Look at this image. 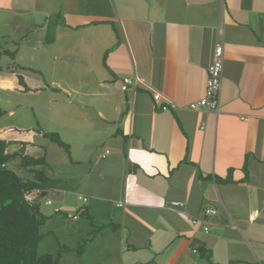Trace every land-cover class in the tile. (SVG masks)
I'll return each instance as SVG.
<instances>
[{
	"label": "crops",
	"instance_id": "crops-1",
	"mask_svg": "<svg viewBox=\"0 0 264 264\" xmlns=\"http://www.w3.org/2000/svg\"><path fill=\"white\" fill-rule=\"evenodd\" d=\"M0 13L13 62L28 52L40 71L44 59L59 74L76 69L104 134L101 160L87 144L77 146L84 159H69L89 163L77 188L59 184L43 199L51 243L40 254L57 264H264V0H0ZM217 43L219 110H192ZM134 75L135 90L123 91ZM155 91L178 106L159 110Z\"/></svg>",
	"mask_w": 264,
	"mask_h": 264
},
{
	"label": "rangeland",
	"instance_id": "rangeland-1",
	"mask_svg": "<svg viewBox=\"0 0 264 264\" xmlns=\"http://www.w3.org/2000/svg\"><path fill=\"white\" fill-rule=\"evenodd\" d=\"M0 14H2L0 16V45L7 49L10 45L6 44L8 41L6 36L11 35L13 28L6 25L9 20L6 14ZM1 34H5V37L2 38ZM30 40H35V38H30ZM18 62L19 65L27 69L24 70L18 67L17 71L14 69L17 63L12 62L7 56H3L1 60L3 69L0 72V80L3 86L0 85V108L4 112L0 117V128L16 126L19 128L41 129L59 134L60 138L68 144V152L64 147L40 134H36L33 136V140L39 148H43L41 150L33 149L32 154L41 156L44 149L46 159L44 167L47 174L59 178L61 180L60 186L64 185L75 190L78 182L77 176L82 170H86L89 164L88 162L80 164L70 162V158L73 160L76 158L84 159L87 155L85 153L81 157L78 154L80 149L77 146L87 144L86 149L89 146L87 152L92 156L96 155L97 160H101L100 151L103 145L98 143H102L104 134L98 125L99 117L95 105H93V103H96L95 97L82 94L85 89L73 79L77 74L76 69L67 70V74H59L57 70L60 69L59 66H55L56 69L52 70V60L44 59L41 62V70L44 74L39 75L30 70L33 67L29 64L36 66V63L29 62L28 52ZM71 62L75 67L77 61ZM10 69H14V71L11 72ZM16 72L23 75L30 88L29 91L19 88ZM108 148L110 152L111 148ZM9 166L19 175H30V172L20 168L19 158L13 159ZM41 208L46 211L51 209V207L43 205V200ZM42 229L41 227L43 239L38 243V253L46 251L49 242L51 243V240L45 238Z\"/></svg>",
	"mask_w": 264,
	"mask_h": 264
},
{
	"label": "trees",
	"instance_id": "trees-1",
	"mask_svg": "<svg viewBox=\"0 0 264 264\" xmlns=\"http://www.w3.org/2000/svg\"><path fill=\"white\" fill-rule=\"evenodd\" d=\"M15 55V50L0 45V72L3 69L2 57L7 56L13 62ZM18 67L27 69L18 63L14 69ZM30 70L39 75L44 74L39 69ZM16 76L19 88L29 91L23 75L16 72ZM0 85L3 86L1 80ZM3 112L0 108V117ZM36 134L48 138L68 152V144L55 132L16 126L0 128V264H57V257L51 253L37 252L38 243L43 238L41 227L48 218L42 211V200L61 180L47 174L44 149L41 156L32 154L36 147L43 148L34 142L33 136ZM15 158H19L20 168L30 172L29 176L19 175L11 169L9 163ZM229 175L224 181L231 180ZM30 193L33 195L32 200L26 198ZM54 213H61V209L55 210L54 207Z\"/></svg>",
	"mask_w": 264,
	"mask_h": 264
},
{
	"label": "built area",
	"instance_id": "built-area-1",
	"mask_svg": "<svg viewBox=\"0 0 264 264\" xmlns=\"http://www.w3.org/2000/svg\"><path fill=\"white\" fill-rule=\"evenodd\" d=\"M223 61H224V49L221 43H217L214 48V53L212 57L211 63L207 66L206 69V81L204 87V94L201 98L195 101H191L187 103V106L192 110H198L200 108H206L211 111L218 112L220 105V90H221V81L223 77ZM140 78L138 76H126L123 77L120 81L121 89L123 91H134L137 87L138 82H140ZM152 99L154 103H157L158 109L161 111H168L174 109L178 106L177 103L170 101L168 99H163L162 95L155 91L152 94ZM108 150H106L103 154H108ZM26 198L29 200L33 199V195L30 193L26 195ZM45 199V198H44ZM86 197H83V200L86 201ZM45 202L47 204H53L51 199H46ZM184 205L183 201L180 200H172L169 202V207L173 210L178 211L179 207ZM55 210H58L55 207ZM204 212L207 216H213L217 213V210L213 207H205ZM78 214L73 215V219H77ZM192 223L194 225L200 224L203 226L205 231L209 228V223L206 220L202 219H192Z\"/></svg>",
	"mask_w": 264,
	"mask_h": 264
}]
</instances>
